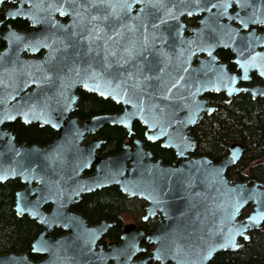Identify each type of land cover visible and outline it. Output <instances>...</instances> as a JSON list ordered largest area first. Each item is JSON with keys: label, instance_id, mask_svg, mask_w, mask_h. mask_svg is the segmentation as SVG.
Returning a JSON list of instances; mask_svg holds the SVG:
<instances>
[{"label": "water", "instance_id": "1", "mask_svg": "<svg viewBox=\"0 0 264 264\" xmlns=\"http://www.w3.org/2000/svg\"><path fill=\"white\" fill-rule=\"evenodd\" d=\"M197 1L141 0L134 11L103 0H0V7L16 4L0 21L31 23L26 31L10 26L0 35L6 42L0 51V184L21 182L14 210L43 226L32 252L48 255L34 263L27 253H10L0 256V264H77L88 236L105 227L90 226L72 206L110 187L147 201L145 220L159 212L165 217L151 236L161 264H210L219 253L241 249L262 227L264 184L253 176L242 182L228 177L245 146L234 143L219 162L195 157L192 129L218 109L203 98L209 92L225 93L228 101L247 94L264 98L262 85L239 86L252 73L264 80V32L257 29L264 28V0H200L206 15L191 29L194 36H185L184 4ZM223 49L235 55L236 72L220 60ZM80 91L122 110L82 121L74 115ZM18 120L50 127L57 137L45 146L19 145L5 128ZM136 121L145 127V139L125 143L118 154L103 157L105 140H87L105 126L121 127L131 138ZM146 141L161 142L177 160L169 166L154 161ZM55 228L68 234L55 241L49 236ZM129 228L127 234L134 232ZM100 253L88 263L105 264Z\"/></svg>", "mask_w": 264, "mask_h": 264}, {"label": "trees", "instance_id": "2", "mask_svg": "<svg viewBox=\"0 0 264 264\" xmlns=\"http://www.w3.org/2000/svg\"><path fill=\"white\" fill-rule=\"evenodd\" d=\"M230 56L229 52L221 55L222 60H229ZM215 99L219 105L218 111L206 116L192 130L198 142L195 155L208 156L214 162H219L227 155L231 145L242 143L245 146L244 154L238 165L229 171V177L243 181L253 176L256 181L264 184V98L252 99L241 95L232 102H227L224 96ZM118 110L119 107L113 101L81 91L75 115L86 120ZM11 128L20 144L44 146L57 136L50 127H40L38 124L25 125L17 121ZM134 132L142 136V126L135 123ZM97 136L105 140L100 149V154L104 156L120 153L128 138L127 132L118 126H105ZM146 146L153 151L154 156L163 158L165 163L174 159V152L162 148L160 143H147ZM22 186L19 180L0 184V254L28 250L39 229L34 220L28 216L20 218L14 210L15 194ZM132 206L130 200L117 188H110L84 196L77 209L90 220L101 216L115 219L119 211ZM250 210L251 207L244 214ZM212 264H264V224L259 230L251 232L250 240L241 249L217 254Z\"/></svg>", "mask_w": 264, "mask_h": 264}, {"label": "flooded vegetation", "instance_id": "3", "mask_svg": "<svg viewBox=\"0 0 264 264\" xmlns=\"http://www.w3.org/2000/svg\"><path fill=\"white\" fill-rule=\"evenodd\" d=\"M103 1L107 5L111 4V6L116 7V8H128V7H126V5L130 4L131 8L134 11H137L141 7V3H140L141 0H103ZM189 5H190V3H189ZM189 5H188V3L184 4V9H183L184 14L182 16V22L184 24V34H185V36H194V32H192L191 29H196V28L200 27V25H201L200 21L205 17L206 13L205 12H201L200 13V0L197 1V5H193L192 7H189ZM14 6H16V4L9 3V2L3 3L1 5V7H0V14L5 12L8 7H14ZM236 10H237V7L233 6L232 9L230 10V13H233ZM177 12L178 11H173V14H177ZM0 22H2L1 23V27H0V35L1 34H5L9 30L10 26L12 28L18 30V31H26L28 28L31 27V23L28 20L19 19V18L16 19V20H5L4 19V20H1ZM257 29H258V31L260 33L264 32V28L263 27L258 26ZM5 47H6V42L4 40L0 39V51L3 50ZM225 52H229L230 53L231 56L229 57V60H222L221 55L223 53H225ZM218 55H219L220 60L222 62L228 63V68H229V70L231 72H236L238 70L237 65L235 63H233V59L235 58V55L230 50H224V49L223 50H219L218 51ZM196 57L200 58V57H206V56L205 55H197ZM193 64L197 65V64H199V62L195 61V62H193ZM255 85L264 86L263 78H261L257 73L250 74L248 82H242V83L239 84L240 87H252V86H255ZM80 92H79V95H80ZM83 92H85V91H83ZM218 96H224L225 100L227 102H232L235 97H238V96H241V95L234 96L232 101H228L227 100V96H226L225 93L209 92V93L205 94L203 96V98L209 99L210 100L209 104L211 106H217L218 109H219V105L215 101L216 100L215 98L218 97ZM244 96H250L252 98V96L249 95V94L244 95ZM105 100H107V99H105ZM116 105L119 107V110L117 112H115V113H118V112H120L122 110V106L118 105V104H116ZM218 109L215 110L212 114L217 112ZM105 114H108V113H105ZM111 114H114V113H111ZM212 114L205 113L204 114V118L206 116H210ZM86 120H88V119H86ZM18 121H20V120H18ZM82 121H85V120H82ZM201 121H200V123H201ZM16 122L9 123V124L5 125V128H7L10 131H12L14 135H15V133L12 130L11 126L14 123H16ZM135 123H138V124H140L142 126V128H143L142 136H137L135 134V132H134L132 137L131 138L128 137L127 140L123 143V145L125 143H127V142H133V140L135 138H140L141 140L145 139V130H146L145 127L138 121H136ZM199 124H197L196 126H198ZM100 131L97 134H95V135H89V136H92V137L90 139H88V140H91L94 137H98L97 135L100 133ZM133 131H134V126H133ZM192 135L194 137L193 133H192ZM127 136H128V134H127ZM98 138H100V137H98ZM100 139H103V138H100ZM194 139H195V137H194ZM16 142H17V139H16ZM147 143H152V144L160 143V146H161V142H154L153 143V142L146 141L145 142V147L146 148H148L146 146ZM18 144L19 145H21V144L28 145L27 143H21V144L18 143ZM32 145H35V144H32ZM37 145H39V144H37ZM28 146H31V145H28ZM122 150H123V146H122ZM167 150H171V149H167ZM106 156L107 155H105L103 157H106ZM195 157H200V156H196L195 155ZM153 160L154 161L161 160L164 165L169 166V165H173L174 164V162L177 160V156L175 155L174 159L170 163H165L163 158H160V157H157V156H153ZM93 172H94V168L91 169L90 171L86 172L85 175H90ZM228 177H229V175H228ZM230 179L233 180L234 182H242V181H239V180H234L232 178H230ZM248 179H246V180H248ZM246 180H243V181H246ZM22 188H23V186H22ZM110 188H117L118 191L122 195L126 196L130 200V202L133 204V206L130 207L129 209H127V210L119 211L117 216L115 217V219L108 218V217H105V216H101V217H99L96 220H90L84 213H82L81 211H79L77 209V206L83 200L84 196L95 194L97 192H101L103 190H107V189H110ZM110 188L103 189V190H98V191L83 195L82 199L77 204L72 206V210L75 213H77L79 215H82L88 221L90 226L94 227V226H97V225L103 223L104 227H105V231L101 235L90 234L88 236L86 243L84 244V246H82L84 248V251H83L82 248L79 251V253H81L82 255L77 258V260H76L77 264H89L88 263L89 258H90V260H92L95 257L94 254L97 253V252H101L100 254L102 255V260L105 262V264H116V263L119 264V263H122L123 261H127V264H161V262L159 260H157L156 257H155L156 256V249H157V246H158V242L153 240L151 236L155 235L156 230H157L158 226L160 225V223H164V224L166 223V220H165V217L163 216V214L161 212H159L158 214H155L154 216H150V217H148L145 220V217L147 215V210L146 209H147V206L149 205V203L147 201H145L144 199H140L138 197H128L127 195L123 194L119 190L118 187H110ZM15 200H16V194H15ZM14 207H15V205H14ZM250 207H248V208H250ZM50 209H51V206H49V205L45 206V210L49 211ZM251 211H252V207H251L250 212ZM244 212H243V217L248 216L250 214V212L248 214H244ZM16 215H17V213H16ZM18 217H20V216H18ZM23 217L24 216H22L20 218H23ZM31 220H33V219H31ZM34 221L37 223L36 220H34ZM38 225H39L38 232H37L36 236L34 237V239L32 240L28 250H25V251H22V252L10 251V252H6V253H2V254H0V256H4V255L10 254V253H16L18 255L27 253L28 256H29L30 261H32L34 263H41L44 260H46L48 258V255L43 254V253H33L32 252V244L39 237V235L41 234V231L43 230V226H41L40 224H38ZM129 227H132V230L134 232H131V233L127 234L126 230H130ZM141 228L144 229V234L143 235L140 234L141 233ZM66 234H68L67 231H64L63 229H60V228H55V229L52 230V232L50 233L49 236L51 238H53L55 241H57L59 238L64 237ZM250 237H251V233H250ZM241 242H244V240L241 239L240 243ZM92 249L95 252H90ZM89 252H90V254H89ZM84 257H86L85 260H84ZM98 260L101 262L100 258H96L95 259V261H98ZM173 263H174L173 260H169L165 264H173ZM210 264H212V262Z\"/></svg>", "mask_w": 264, "mask_h": 264}, {"label": "snow or ice", "instance_id": "4", "mask_svg": "<svg viewBox=\"0 0 264 264\" xmlns=\"http://www.w3.org/2000/svg\"><path fill=\"white\" fill-rule=\"evenodd\" d=\"M126 7H128L130 9L131 8V5L130 4L129 5H126ZM93 19H95V17H93ZM262 22H264V21H262ZM85 86H87V85H85ZM233 162H235V161L233 160ZM258 215L264 216V213H258ZM249 220L252 221V222H256V216L249 217ZM210 251H211V249H210Z\"/></svg>", "mask_w": 264, "mask_h": 264}]
</instances>
